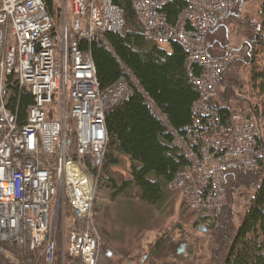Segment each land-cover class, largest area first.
Instances as JSON below:
<instances>
[{
	"label": "built area",
	"instance_id": "built-area-1",
	"mask_svg": "<svg viewBox=\"0 0 264 264\" xmlns=\"http://www.w3.org/2000/svg\"><path fill=\"white\" fill-rule=\"evenodd\" d=\"M167 1L132 0L145 39L180 43L198 94L192 122L180 132L146 99L187 162L167 189L188 209L218 214L225 206L226 174L252 172L263 160L255 116L236 111L222 118L211 105L237 52L210 55L207 35L237 0H186L173 24L160 11ZM59 7L56 21L45 0H0V257L7 264H53L64 207L72 223L62 258L96 263L100 237L93 208L108 143L105 116L139 88L125 70L126 76L100 89L90 53L79 48L81 39L108 48L104 34L122 30V9L113 0H59ZM8 78L32 96L24 121L8 107ZM69 127L76 159L69 155Z\"/></svg>",
	"mask_w": 264,
	"mask_h": 264
},
{
	"label": "trees",
	"instance_id": "trees-1",
	"mask_svg": "<svg viewBox=\"0 0 264 264\" xmlns=\"http://www.w3.org/2000/svg\"><path fill=\"white\" fill-rule=\"evenodd\" d=\"M113 2L123 11L122 30L104 34L108 48L100 43H89L82 39L79 41V48L90 53L100 89L112 85L121 76H126L125 70L131 73L139 88L133 89L127 100L113 107L105 116L108 143L96 191L100 188L106 189L114 198H128L130 204L136 196L140 203L160 209L169 199L167 184L187 162L181 151L173 144L172 135L165 125L151 112L146 99L166 116L167 123L173 130L180 132L192 122L191 105L198 94L190 80L185 65L186 55L180 43L171 41L169 45L161 46L145 39L132 0ZM45 3L50 14L58 21L59 0H45ZM186 4V0H168L160 11L165 14L167 21L173 24ZM231 13L232 11L229 15ZM229 15L222 18L207 35V41L211 43L209 52L212 56H221L230 49L227 48L219 54L217 48L212 46L213 42L209 40V35ZM258 17V24L252 23L254 26L250 27L253 29L252 36L244 43L245 58H241L247 65L248 72L246 90L243 92L246 95L241 97L236 94L245 100L246 108L232 109V104L228 102L229 99L236 97L232 88L236 82L234 78L229 76L227 83L222 84L228 66L219 87L228 89L224 94L228 95L227 102L211 101V105L218 110L222 118L238 110L241 113L250 112L256 119L259 112L264 117V0L261 2ZM248 26L249 23L247 28ZM239 60L240 58H237L234 62ZM198 73V68L194 66V74ZM7 81L11 89L8 107L19 121H24L26 110L32 103V96L26 88L11 83V78ZM242 85L240 83L237 85L238 90H241ZM69 125L71 126V123ZM66 135L71 142L68 147L69 155L76 159L72 143L74 131L71 127ZM261 147L263 160L256 170L252 172L233 170L225 176V197L229 202L230 188H236L237 184L253 187V191L246 197L240 222L236 226L233 225L230 214L220 220V215L200 213L203 214L201 219L208 223L210 231L220 230L215 253L218 264H264V141H261ZM122 158L129 163V176L119 180L110 174V168L118 165ZM228 178L233 180L230 186H227ZM227 206L228 204H225L222 211ZM95 210L97 209L94 207L93 216ZM70 215L72 216L71 212ZM0 262L7 264L1 257ZM65 263L72 264L70 258H66Z\"/></svg>",
	"mask_w": 264,
	"mask_h": 264
},
{
	"label": "rangeland",
	"instance_id": "rangeland-1",
	"mask_svg": "<svg viewBox=\"0 0 264 264\" xmlns=\"http://www.w3.org/2000/svg\"><path fill=\"white\" fill-rule=\"evenodd\" d=\"M261 2L262 0H237L231 15L209 35V40L213 42L212 46L217 48V53L221 54L227 48L237 51L236 58L231 62L232 66L229 65L222 83L223 85L227 83L229 76L236 80L232 87L236 97L228 100L232 104L230 105L232 109L246 108L245 100L238 97L246 95L243 92L246 90V79H248L247 65L241 58H245L243 52L246 51L245 40L252 36L253 29L250 28L254 26L252 23L258 24ZM68 8L67 4L65 6L67 18ZM247 23L250 24L248 28ZM238 49L242 50L238 51ZM237 58L240 60L234 62ZM239 83L243 84L241 90L237 88ZM227 90L221 86L214 100L227 102L228 95H224ZM65 92L64 98L68 95V85ZM257 119L261 126V141H264V117L260 112ZM128 169V161L122 158L118 165L110 168V174L116 179L123 180L129 176ZM232 182L233 180L228 178L227 186ZM252 188L251 185L245 184H237L236 188H230L231 192L228 193L230 202L225 197V204L228 206L216 214L220 215V220L230 214L232 224L236 226L244 213L245 200L253 191ZM169 192L168 201L160 209L148 207L134 196L132 207L134 213L138 215H136L137 225L134 227L128 225V228L124 229L119 224L122 220L119 205L123 204V201L128 202V198H114L110 191L98 189L96 194L98 193L99 203L96 202L94 205L97 209L94 211V221L100 244L95 264H218L215 253L220 230L210 231L208 223L201 219L203 214L186 208L179 194ZM57 221V245L53 264H61V260L66 262L64 255L62 258V247L72 223L69 209L64 207L63 216H58ZM181 246L182 249L178 253ZM108 254L113 255L115 260L110 259ZM35 264H44V262L38 260Z\"/></svg>",
	"mask_w": 264,
	"mask_h": 264
},
{
	"label": "crops",
	"instance_id": "crops-1",
	"mask_svg": "<svg viewBox=\"0 0 264 264\" xmlns=\"http://www.w3.org/2000/svg\"><path fill=\"white\" fill-rule=\"evenodd\" d=\"M68 16H69V13H68ZM133 210H134V208L132 207V204L128 203L127 201H123V204L119 205V213H120V217H122V220L119 222L121 228L127 229L128 225L131 227H134L137 225V223H136V215L137 214H135ZM94 216H95V214H94ZM96 228H97V226H96ZM108 255H109L110 259L115 260V257L113 255H110V254H108Z\"/></svg>",
	"mask_w": 264,
	"mask_h": 264
},
{
	"label": "water",
	"instance_id": "water-1",
	"mask_svg": "<svg viewBox=\"0 0 264 264\" xmlns=\"http://www.w3.org/2000/svg\"><path fill=\"white\" fill-rule=\"evenodd\" d=\"M200 229L204 230L203 228H200ZM181 249H182V246H181V248L178 250V253L181 251Z\"/></svg>",
	"mask_w": 264,
	"mask_h": 264
},
{
	"label": "bare ground",
	"instance_id": "bare-ground-1",
	"mask_svg": "<svg viewBox=\"0 0 264 264\" xmlns=\"http://www.w3.org/2000/svg\"><path fill=\"white\" fill-rule=\"evenodd\" d=\"M79 176H80V178H82L81 175H79Z\"/></svg>",
	"mask_w": 264,
	"mask_h": 264
}]
</instances>
